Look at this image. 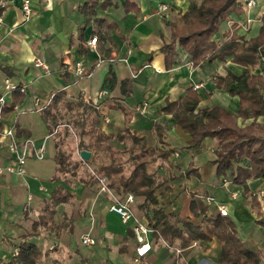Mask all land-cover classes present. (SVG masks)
<instances>
[{"label": "crops", "instance_id": "crops-1", "mask_svg": "<svg viewBox=\"0 0 264 264\" xmlns=\"http://www.w3.org/2000/svg\"><path fill=\"white\" fill-rule=\"evenodd\" d=\"M22 1L1 0L0 3L3 8L0 16V97H5L7 105L13 102L14 91L5 88L7 79L26 87L21 104L3 121L5 126L14 127L16 133L17 129L22 132L17 137L26 140L30 152L24 175L0 174V264H15L12 261L14 250L25 240L34 242L45 254L40 264H219L222 243L215 236L210 240L192 241L186 246L179 241L170 246L151 236L153 251L135 263L137 243L131 236V225H123L120 216L109 210L112 196L102 192L98 185L89 186L83 182L90 173L85 177L60 173L55 161L54 137L50 133L39 138L33 136L29 118L41 114L37 99L45 101L60 90H65L71 101L84 98L101 106V129L115 136L110 143L114 149L124 150L117 134L125 128L145 137L149 148L174 149L170 164L162 159L146 164L144 169L148 175L179 177L191 164L197 169V175L170 180L160 189V205L167 213H180L204 228L203 218L195 219L191 203L198 197L203 198L208 206L206 215L212 219L220 215L217 205L225 204L229 209L227 217L235 222L246 248L264 252L263 228L257 224L258 210L252 198L244 197L242 187L233 183L223 185L222 177H215L216 141L207 138L199 151H188L192 137L171 115L162 111L167 102L179 100L188 88L198 83L203 84L202 88L194 89L202 99L201 107L218 105L235 114L239 111L240 98L230 93L238 86L218 88L216 80L228 70L240 75L247 69L233 63L232 57L194 67L191 57L179 51L177 63L170 69L167 67L166 54L162 51L171 36L167 22L186 12L191 0H113L108 9L97 8L99 22L92 20L87 25L86 16L79 11L86 0H30L32 15L27 19ZM256 1L257 5L248 10L245 8L247 0H239L243 14L232 13L215 40L219 43L229 40V34L235 30L245 39L256 37L263 24L264 0ZM164 4L169 9L161 14L160 6ZM249 18L252 22L247 24ZM108 25L112 27L105 39ZM81 34L85 41L95 36H102L104 41L98 42L99 48L82 54ZM102 55L110 56L104 61ZM36 59L46 60L49 72L35 66ZM80 59L91 70L90 76L81 79L74 72V62ZM6 67L8 70L4 69ZM110 70L117 77L112 90L103 88ZM126 79L132 80L129 96L123 94L121 85ZM103 89L109 94L99 99ZM116 104L130 113L128 123L126 113L115 108ZM142 107L145 113L141 112ZM104 116L111 119L110 124L103 122ZM250 122L252 120L246 124ZM156 124L161 125L163 131L159 133ZM76 151L80 154L77 148ZM177 151L179 158L174 156ZM93 157L92 153L91 159ZM72 160H79L76 152ZM10 161L8 149L0 147V165L7 166ZM96 164L98 161L94 160L87 167L92 171V165ZM169 165H172L171 174L166 171ZM250 188L258 194L264 191V181H252ZM57 191L69 198L56 206L54 225L57 229H54L39 221L46 203ZM236 191L240 195L233 198ZM208 196H214L217 203L207 204L205 198ZM258 199L264 217V197ZM142 201L143 198H136L134 209L137 216L148 223L139 209ZM86 233L97 240L94 247L82 245L81 236Z\"/></svg>", "mask_w": 264, "mask_h": 264}, {"label": "trees", "instance_id": "trees-1", "mask_svg": "<svg viewBox=\"0 0 264 264\" xmlns=\"http://www.w3.org/2000/svg\"><path fill=\"white\" fill-rule=\"evenodd\" d=\"M1 3V0H0ZM113 5V0H86L79 11L86 16V25L92 20L100 21L97 8L104 10ZM3 8L0 7V16ZM243 6L239 0H191L188 10L178 15L174 20L168 21L167 26L171 31L170 40L162 47L166 54L167 67L170 69L177 63L179 51H183L192 59L194 67H203L216 60L225 61L232 57L235 64L247 68L240 75L228 70L225 76H217V87L230 89L232 85L238 86L237 90L231 89V95L240 98L237 114L213 105L201 107V97L193 87L187 89L185 95L174 102H167L162 111L171 115L188 133L192 139L187 146L188 151H199L207 138L216 141L215 177L226 178L231 183L243 189L245 198H252L253 206L258 210L257 224L263 228L264 217L260 200L250 188V182L261 179L264 181V15L262 26L256 37L245 39L235 30L229 34V40L217 42L215 36L220 32L222 24L229 20L232 13L243 14ZM101 23H104L101 21ZM102 27V24L100 25ZM112 25H108V36ZM84 30V28L82 29ZM98 42L104 41L102 36H96ZM80 52L85 54L86 41L80 35ZM97 48L99 45L97 43ZM110 55H102V60H108ZM8 70V68H4ZM117 84V77L110 70L103 84V88L112 90ZM123 94L130 95L132 80L126 79L122 83ZM13 102L5 105L1 111V118L6 120L14 113L16 106L21 104L25 93L20 88L14 92ZM93 100L80 98L71 101L65 90H60L53 95L51 103L41 112L48 127L49 133L56 141L55 161L60 173L73 172L77 176L79 167H87L92 161L97 160L99 167L92 168L90 175L83 182L89 186H99L100 179H106V185L120 196L132 193L136 198H143L139 209L146 216L148 225L152 229L155 240H163L170 246L177 241L186 246L192 241L210 240L215 236L222 243V252L219 264H264V252L246 248L239 236L235 222L227 217L218 215L209 218L206 213L208 206L198 197L191 203L195 219L202 217V225L193 223L192 219L183 218L180 213H167L161 207L159 191L170 180L189 178L198 174L192 164L182 171L179 177L148 175L144 169L146 164L155 163L162 159L165 164H170V156L174 152L149 148L145 137H140L129 128L117 134L124 150L119 151L111 146L114 135H108L101 129V112ZM115 108L126 113L129 122L130 113L116 104ZM252 122L246 124L247 121ZM4 121L0 123L2 130ZM156 124L155 128L160 133L163 127ZM17 135H21L17 129ZM163 133V132H162ZM161 133V134H162ZM74 134L77 139V150H87L94 154L93 159L72 162V157L65 155L62 146L64 138ZM178 167V165H176ZM172 165L166 168L171 174ZM83 178H81L82 180ZM167 188V187H165ZM69 198L68 195L54 192L46 203L40 224L57 229L54 225L56 206ZM131 236L135 238L131 230ZM19 254L12 261L15 264H40L45 256L38 246L31 241H23L18 246Z\"/></svg>", "mask_w": 264, "mask_h": 264}, {"label": "built area", "instance_id": "built-area-1", "mask_svg": "<svg viewBox=\"0 0 264 264\" xmlns=\"http://www.w3.org/2000/svg\"><path fill=\"white\" fill-rule=\"evenodd\" d=\"M257 5L256 0H247L245 8L251 9ZM169 6L164 4L160 6V12L165 13L168 11ZM22 11L24 13L25 19L29 18L32 15L31 10V1L23 0L22 1ZM1 21V19H0ZM252 19H247V24H250ZM97 37H92L90 40L86 41V49L93 50L97 48ZM35 66L41 67L47 72H49V65L44 59H36ZM90 69L85 64L83 59L77 60L74 62V72L78 78H85L90 76ZM203 87V84H195L193 88L198 90ZM5 88L7 91H15L20 88L22 93H26V87L16 85L10 82L8 79L5 82ZM109 94L107 89L100 91L98 98L103 99ZM53 95L45 101L37 99V109L42 112L46 107L51 103ZM7 105L6 99L4 96L0 97V123L3 122L1 118L2 108ZM146 106V105H145ZM97 109L100 110L101 106L97 104ZM141 112L145 113V107H142ZM103 122L105 124H110L111 119L108 116L103 117ZM27 142L20 140L17 137L16 129L12 126L3 125L2 130H0V147H6L10 153L11 161L7 166L0 165V174L11 173L17 175H24L26 173V165L30 152H28ZM176 158L180 157V152L177 151L174 153ZM99 183L100 190L104 193H108L112 196V203L109 205V210L118 214L121 218V221L124 225H131V230L134 232L135 240L137 247L135 250V261L139 262L142 258H145L153 251V243L150 240L152 236V229L149 227L148 223L144 222L140 217L137 216L134 205L136 202V197L132 193L126 194L124 197L117 194L114 190H111L106 185V179L101 178ZM231 182L226 178H223V185H228ZM240 195L239 191H236L232 194L233 198H236ZM258 197H264V191H259L256 194ZM31 199V197L29 198ZM207 204H216L217 199L214 196H208L205 198ZM219 214L222 216H229V209L225 204L219 203L217 205ZM81 243L86 247H94L97 244V240L92 237L90 233L83 234L81 236ZM19 254V249L14 250V256Z\"/></svg>", "mask_w": 264, "mask_h": 264}, {"label": "rangeland", "instance_id": "rangeland-1", "mask_svg": "<svg viewBox=\"0 0 264 264\" xmlns=\"http://www.w3.org/2000/svg\"><path fill=\"white\" fill-rule=\"evenodd\" d=\"M30 120V127H31V130L33 132V136L35 138H39L41 136H44L46 133H49L48 131V127L43 119V116L42 114H33L30 116L29 118ZM64 144L62 146V149L64 150L65 152V155H69L71 157H73V154H75V152L79 155V159H80V154L76 151V148H77V139H76V136H74V134H71V136L67 137V138H64ZM76 146V147H75ZM79 161V160H78ZM72 162H75L72 160ZM98 168L99 167V163L96 164V165H92L91 169L92 168ZM146 170V168H145ZM77 176H86L87 173H90V167H79L77 169ZM70 176L73 177L74 174L72 171H70ZM264 200V199H263ZM124 225V224H123ZM121 226V224H120ZM127 226V225H126ZM136 258H134V261H135ZM135 263H137L135 261Z\"/></svg>", "mask_w": 264, "mask_h": 264}, {"label": "water", "instance_id": "water-1", "mask_svg": "<svg viewBox=\"0 0 264 264\" xmlns=\"http://www.w3.org/2000/svg\"><path fill=\"white\" fill-rule=\"evenodd\" d=\"M80 157L84 161H89L92 158V152L87 151V150H82V151H80Z\"/></svg>", "mask_w": 264, "mask_h": 264}]
</instances>
